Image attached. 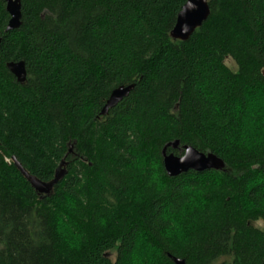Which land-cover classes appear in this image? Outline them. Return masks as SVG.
<instances>
[{
    "label": "trees",
    "instance_id": "trees-1",
    "mask_svg": "<svg viewBox=\"0 0 264 264\" xmlns=\"http://www.w3.org/2000/svg\"><path fill=\"white\" fill-rule=\"evenodd\" d=\"M207 1V21L179 41L171 32L186 0H21L10 32L0 0V264H127L137 234L155 233L190 180L172 177L175 189L160 196L134 169L168 140L226 167L191 245L167 264H264V150L241 153L229 140L235 102L264 85V0ZM18 62L24 84L7 68ZM16 163L44 183L64 175L42 195ZM58 219L83 234L81 247L65 244Z\"/></svg>",
    "mask_w": 264,
    "mask_h": 264
},
{
    "label": "clouds",
    "instance_id": "clouds-1",
    "mask_svg": "<svg viewBox=\"0 0 264 264\" xmlns=\"http://www.w3.org/2000/svg\"><path fill=\"white\" fill-rule=\"evenodd\" d=\"M189 2L187 9H193ZM186 10V9H185ZM185 25L181 31L188 32ZM232 115L237 123L235 135L229 137L241 153H254L264 150V85L250 88L243 101L237 100L232 109ZM175 141L168 140L159 147L156 155L140 156L133 164L134 169L146 183L147 189L160 196L167 195L175 189L174 180L164 166V148ZM193 149L207 156L212 152L201 151L190 143L180 141L179 147H168L167 154L178 158L181 164L193 156ZM196 159H199L197 156ZM252 167H256L255 164ZM190 180L179 187L178 199L163 207L154 222L155 233L142 231L137 234L134 247L129 253L127 264H167V255L170 252H179L191 245L192 234L196 231L202 216L207 208L208 195L218 190L223 180V174L207 170L202 174L196 170H189ZM264 184V177L256 181ZM135 199V197H134ZM147 195L140 194L137 203H144ZM68 206L75 208V201L68 198ZM197 214H200L199 216ZM101 227L107 224L105 219L99 220ZM58 232L62 240L70 249H78L84 243L82 233L73 231L70 224L58 219Z\"/></svg>",
    "mask_w": 264,
    "mask_h": 264
},
{
    "label": "water",
    "instance_id": "water-1",
    "mask_svg": "<svg viewBox=\"0 0 264 264\" xmlns=\"http://www.w3.org/2000/svg\"><path fill=\"white\" fill-rule=\"evenodd\" d=\"M6 4V11L10 15L6 32H10L18 29L21 26V0H3ZM189 2L194 5L193 9H187ZM186 9V10H185ZM210 8L207 0H186V4L183 6L181 12L178 14L175 27L171 32V37L174 40L188 41L194 32L202 26L210 16ZM187 25L188 32L184 34L181 29ZM0 39V46H1ZM8 70L13 74L17 81L24 84L27 80L26 65L24 62L8 63ZM134 85L121 86L115 89L107 100L105 106L101 109L100 116H106L112 108H115L123 99L127 98L128 95L133 91ZM180 142L176 141L167 145L162 155L164 156V166L169 172L171 177H177L189 170H196L197 172H204L207 170L214 169L215 171H222L225 169V162L217 157V155L210 153L207 156L199 153L196 149H193V156L184 164H181L176 157L169 156L167 154L168 147H179ZM199 159H196V157ZM23 176L30 182L31 186L38 191L39 194L48 195L52 192L53 186L63 177L64 172L59 171L55 175L54 181L50 183H44L37 178L29 175L18 163L15 164ZM175 264H185L184 260L173 259Z\"/></svg>",
    "mask_w": 264,
    "mask_h": 264
},
{
    "label": "rangeland",
    "instance_id": "rangeland-1",
    "mask_svg": "<svg viewBox=\"0 0 264 264\" xmlns=\"http://www.w3.org/2000/svg\"><path fill=\"white\" fill-rule=\"evenodd\" d=\"M233 63L231 62V60H228L227 62V66H230L231 68H234V65H232Z\"/></svg>",
    "mask_w": 264,
    "mask_h": 264
}]
</instances>
